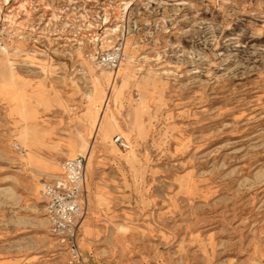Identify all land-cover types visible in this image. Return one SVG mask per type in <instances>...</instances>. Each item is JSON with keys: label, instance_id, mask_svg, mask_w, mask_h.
I'll return each mask as SVG.
<instances>
[{"label": "rangeland", "instance_id": "rangeland-1", "mask_svg": "<svg viewBox=\"0 0 264 264\" xmlns=\"http://www.w3.org/2000/svg\"><path fill=\"white\" fill-rule=\"evenodd\" d=\"M77 156L87 264H264V0H0V264H68Z\"/></svg>", "mask_w": 264, "mask_h": 264}, {"label": "built area", "instance_id": "built-area-1", "mask_svg": "<svg viewBox=\"0 0 264 264\" xmlns=\"http://www.w3.org/2000/svg\"><path fill=\"white\" fill-rule=\"evenodd\" d=\"M125 44L126 38L118 37L109 50L99 55V65L110 71L118 70L126 58ZM115 143L123 149L130 148L122 137H116ZM86 167L87 158L84 156L65 159L61 174L42 184L49 233L68 255V264H87L79 241L86 208Z\"/></svg>", "mask_w": 264, "mask_h": 264}, {"label": "crops", "instance_id": "crops-1", "mask_svg": "<svg viewBox=\"0 0 264 264\" xmlns=\"http://www.w3.org/2000/svg\"><path fill=\"white\" fill-rule=\"evenodd\" d=\"M86 173H87V171H86ZM44 203H45V206H46V199H45V197H44ZM45 206H44V208H45ZM83 222V221H82ZM82 226V225H81ZM81 248V247H80Z\"/></svg>", "mask_w": 264, "mask_h": 264}, {"label": "bare ground", "instance_id": "bare-ground-1", "mask_svg": "<svg viewBox=\"0 0 264 264\" xmlns=\"http://www.w3.org/2000/svg\"><path fill=\"white\" fill-rule=\"evenodd\" d=\"M125 54H126V53H125ZM126 57H127V55H126ZM125 60H126V58H125ZM125 60H124V61H125ZM122 64H123V63H122ZM122 64H121V65H122ZM121 65H120V67H121ZM120 67H119V68H120ZM118 85H119V84H118ZM114 87H115V86H114ZM119 88H120V87H119ZM86 171H87V167H86Z\"/></svg>", "mask_w": 264, "mask_h": 264}]
</instances>
